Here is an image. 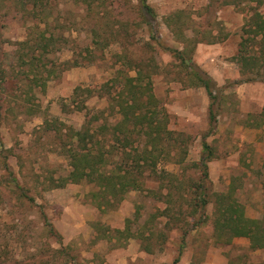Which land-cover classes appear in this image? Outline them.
<instances>
[{"label": "rangeland", "instance_id": "374dc122", "mask_svg": "<svg viewBox=\"0 0 264 264\" xmlns=\"http://www.w3.org/2000/svg\"><path fill=\"white\" fill-rule=\"evenodd\" d=\"M0 1V264H172L177 256L179 237L174 230L152 252L143 250L140 239H126L115 232L124 227L126 218L134 217L136 210L142 223L156 207L161 208L152 196L130 190L120 202L107 204L102 203L101 195L94 196L98 188L87 178L66 180L60 185V179L72 170L60 144L66 133L81 131L88 117L101 116V112L110 123L116 117L108 96H114L120 88L117 69L125 68L118 62L119 43L104 49L94 46L96 37L91 29L96 19L104 30L135 33L131 54L137 60L154 57L157 68L151 77L153 92L168 113L169 127L193 139L182 167L169 162L165 168L174 173L181 168L186 173V164L199 161L203 153L200 140L205 138L212 150L208 168L211 190H226L231 182L246 215H264V137L255 130L256 140L263 144L256 151L255 161L247 162L248 147L241 139L242 131L233 128L241 126L247 111L257 112L264 104V83L233 84L240 75L234 77L238 68L230 57L237 51L244 22L243 17H236L252 3L147 0L155 13L152 20L137 11L136 0H97L93 17L86 5L76 0H46L56 3L48 11L50 18L44 31L55 43L42 59L49 57L61 64L56 69L58 76L50 77L44 89L34 85L30 95V47L15 43L30 36L32 23L38 24L39 30L46 28L38 17H30L32 0ZM179 9L185 16L186 12L193 15V28L207 30L206 39L226 37L215 49L208 47L209 51L204 49L192 59L217 84L214 123L204 124L196 114L186 120V69L165 48L184 47L164 23L165 17ZM212 53L210 59L208 54ZM190 97L195 101L189 99V107L202 108L197 92ZM189 173L194 177L199 174L194 168ZM50 177L59 185L51 186ZM148 182L155 183L151 179ZM24 195L33 197L34 202ZM211 209L209 204L208 215ZM210 232L208 223L190 232L176 264H228L229 260L232 264H264V250L250 252L247 239L220 246L210 238Z\"/></svg>", "mask_w": 264, "mask_h": 264}, {"label": "trees", "instance_id": "16d2710c", "mask_svg": "<svg viewBox=\"0 0 264 264\" xmlns=\"http://www.w3.org/2000/svg\"><path fill=\"white\" fill-rule=\"evenodd\" d=\"M76 1L80 5L85 4L88 13H93L92 17L94 16L95 7L99 5L98 3L94 7L97 0ZM136 1L139 5L137 11L153 20L155 13L147 0ZM2 3L3 1H0V8ZM30 5L28 7L30 11L27 9L30 17H38L46 28L40 31V26L32 23L30 36L15 43L18 46L30 47L31 95L34 85H40L41 89H44L50 77L58 76L56 69L61 62L55 63L49 57L42 59L48 54L49 47L55 43L53 37L46 36L44 31L48 28L50 18L48 11L56 3L32 0ZM12 9H17L14 3ZM252 9L255 12L243 25V35L234 57L238 63L240 78L233 84L264 81V0H258L256 7L253 6ZM98 23L97 19L92 23L95 25L91 29L92 35L96 37L94 46L100 45L99 48L104 49L113 42L119 43L118 62L125 68L117 69L116 74H120L118 76L120 88L114 96H108L109 104L115 107L116 117L113 123H110L108 118L103 116L104 112H101L102 117L98 115L88 117V124L81 131L73 130L66 133V139L60 144L64 154L70 158L72 170L65 179H60V185L66 180L78 182L87 178L98 188L94 196L101 195L102 203L107 204H113L115 200L120 202L130 190L152 196L154 201L162 204L161 208L156 207L142 223L138 222L140 216L136 210L134 217L126 218L124 227L115 232L126 239H140L146 252H152L156 244L162 245L167 239L168 232L172 230L178 232V254L172 264L180 260L190 232L207 223L211 227L210 238L215 244L229 245L237 238L245 237L249 239L251 251L264 250V215L260 218L247 216L244 205L237 198L231 183L226 190L219 192L211 190L207 162L212 158V150L203 138L201 140L203 153L200 160L192 165L186 164V173L181 168L177 173L165 168L169 162L182 167L193 139L183 132L169 128L168 113L153 92L151 77L157 68L154 57L151 55L145 60H137L131 54L130 47L133 45L135 33L114 32L111 29L107 31ZM164 23L172 30L173 35H178L176 38L184 46L182 50L168 46L165 48L186 69L188 77L186 86H202L206 90L210 100L209 120L210 123H214L216 112L213 106L217 99L215 91L217 84L207 73L199 70L191 59L195 44L208 40L206 36L204 37L208 32L200 34L201 30L192 28L191 19L187 14L183 15L181 10L170 13L165 17ZM189 29L193 31L191 38L185 33ZM43 60L49 62L44 63ZM131 71L134 75L130 74ZM261 116L264 117V109ZM58 131L60 133V130ZM4 168L8 170V165L5 164ZM193 168L199 172L197 177L189 173V169ZM9 175L11 176V172ZM149 179L155 182L154 185H148ZM12 181L17 182L14 177ZM49 183L51 186L59 185L52 177L49 178ZM26 198L34 202L33 197ZM209 204L212 206L210 215L207 214ZM133 224L136 226L133 227Z\"/></svg>", "mask_w": 264, "mask_h": 264}, {"label": "crops", "instance_id": "0c3cea01", "mask_svg": "<svg viewBox=\"0 0 264 264\" xmlns=\"http://www.w3.org/2000/svg\"><path fill=\"white\" fill-rule=\"evenodd\" d=\"M195 0H186V2H193ZM203 1H207V0H203ZM224 5L225 4H228V3H233V2H229L230 0H222ZM148 2V1H147ZM247 2L249 3H252L254 7H256L257 3H258V0H247ZM149 4V3H148ZM150 5V4H149ZM151 6V5H150ZM232 6H234V4H232ZM252 5L251 6H248L245 10L242 9L238 15V17H236V19H238L239 17H243L244 18V22H243V25L246 24V21H248V19H250V17L253 16L254 14V10L252 9L253 7ZM180 10V9H179ZM182 10V9H181ZM175 11H178V10H175ZM186 14L188 15V17L191 19V21H193V15H190L189 13L186 12ZM228 24V23H227ZM193 28V27H192ZM243 28V27H242ZM205 32H207V30H201L200 31V34H205ZM219 31H216V35L218 36ZM213 34V33H212ZM227 34V33H226ZM186 35L189 36V38L192 37L193 35V31L191 29L189 30H186ZM242 35H243V30H242ZM241 35V37H242ZM226 39V37L220 39V40H215V41H212V42H209L208 40H202V41H199L195 44V47H194V50L192 52V55H191V59H195L197 58L200 53H202V51L204 49H206V51H209L208 47H213L214 49L219 45V41H224ZM241 40V38H240ZM240 42V41H239ZM239 48V46H238ZM238 48H237V51H238ZM237 51L235 54H231V59L233 60L232 62L234 64H237V71H236V75L234 76L235 78L238 77V75H240L239 73V67H238V63L237 61L234 59L235 55L237 54ZM209 55V58L212 59L213 58V53L212 54H208ZM216 55V53H215ZM211 77V76H210ZM215 80V79H214ZM255 83H264V81H254ZM245 83H248V82H244ZM241 84V83H240ZM194 92H197L199 95H200V99L202 100V108L200 109H194V107H189L190 106V103H189V99H192V101L194 102L195 100L193 98L190 97V94L194 93ZM186 120L187 119H190V117L192 118L195 114L196 115H199V117L203 118V122L204 124H209L210 120H209V103H210V100L208 98V95L206 93V90L204 89V87L202 86H187L186 87ZM178 108V107H177ZM263 109H264V104L263 106H261V108L257 111V112H253V111H247L245 114V118H244V121L242 122L241 126H234L233 128L235 129V131H242L241 132V139L245 142H246V145L248 147V151H247V156H248V161L247 162H254L255 160V156H256V151H260V146L262 143V140L258 141L256 140L255 138V130H258L261 135H263L264 137V117L261 116L262 112H263ZM189 121V120H187ZM169 126V125H168ZM170 128V127H169ZM215 129V128H214ZM216 130V129H215ZM245 131V132H244ZM244 133L246 136H244ZM207 134V133H206ZM205 134V135H206ZM204 135V136H205ZM260 137V136H259ZM206 142L207 140L205 138H203ZM259 139V138H258ZM202 140V138H201ZM200 140V142H201ZM201 144V143H200ZM207 144H209V142H207ZM210 145V144H209ZM242 145V141L239 142L238 146H241ZM201 150H202V146H201ZM202 155V154H201ZM200 155V157H201ZM200 160V158H199ZM211 160L212 158L207 162V165H208V168H209V164L211 163ZM239 160V158H238ZM231 183V182H230ZM229 183V184H230ZM229 184H227L229 186ZM227 186V188H228ZM226 188V189H227ZM248 216V215H247ZM253 218V217H251ZM173 231V230H172ZM171 232V231H170ZM192 232V231H191ZM179 235V234H178ZM245 237H239L236 239V241L232 244H229V245H220V246H233L235 245L238 240L240 239H244ZM247 239V238H245ZM247 243H248V246H247V250H249L250 252H255V251H258V250H263V249H257V250H254V251H251L249 249V239H247ZM188 242V238L186 240V243ZM177 254H178V251H177ZM191 263V262H190ZM228 264H232V261L229 260Z\"/></svg>", "mask_w": 264, "mask_h": 264}]
</instances>
